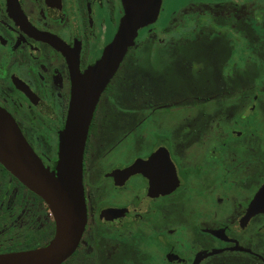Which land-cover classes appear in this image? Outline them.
<instances>
[{"label": "flooded vegetation", "instance_id": "obj_1", "mask_svg": "<svg viewBox=\"0 0 264 264\" xmlns=\"http://www.w3.org/2000/svg\"><path fill=\"white\" fill-rule=\"evenodd\" d=\"M251 1L159 0L137 27L94 103L83 225L58 264H264V0ZM130 4L0 0L1 122L49 172L76 75ZM54 232L45 201L0 163V256Z\"/></svg>", "mask_w": 264, "mask_h": 264}, {"label": "water", "instance_id": "obj_2", "mask_svg": "<svg viewBox=\"0 0 264 264\" xmlns=\"http://www.w3.org/2000/svg\"><path fill=\"white\" fill-rule=\"evenodd\" d=\"M130 2L101 57L83 74L76 75L65 122L59 131L53 173L40 164L21 136H9L11 130L0 116V163L45 201L55 221V232L47 247L0 256V264H58L76 245L84 218L80 184L82 147L94 103L137 27L154 19L159 5V0ZM134 166L133 163L120 172L126 176Z\"/></svg>", "mask_w": 264, "mask_h": 264}, {"label": "rangeland", "instance_id": "obj_3", "mask_svg": "<svg viewBox=\"0 0 264 264\" xmlns=\"http://www.w3.org/2000/svg\"><path fill=\"white\" fill-rule=\"evenodd\" d=\"M174 0H165V2L168 4V3H170V2H173ZM187 1H189V0H176V2H177V5H180V4H182V3H185V2H187ZM257 0H253V1H251V2H256ZM258 3V2H257ZM262 4H263V7H262V9H261V11L262 10H264V1L262 2ZM263 13H264V11H263ZM259 16H260V14H259ZM259 20H260V18H259ZM190 53H192V56H193V58H195V59H201V57H202V54H200L199 52H197V50H195V49H193L192 51H190ZM178 66L179 65H177L176 66V68H175V73L177 74V76H176V79H177V81L179 82H183V71H181L179 68H178ZM181 76H180V75Z\"/></svg>", "mask_w": 264, "mask_h": 264}]
</instances>
